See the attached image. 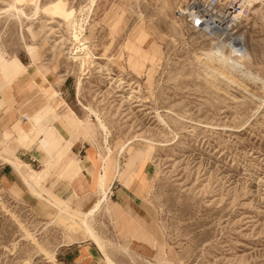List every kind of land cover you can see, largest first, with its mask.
Here are the masks:
<instances>
[{
    "label": "rangeland",
    "instance_id": "1",
    "mask_svg": "<svg viewBox=\"0 0 264 264\" xmlns=\"http://www.w3.org/2000/svg\"><path fill=\"white\" fill-rule=\"evenodd\" d=\"M12 2L0 0L4 75L31 60L66 82L71 119L100 165L111 149L107 177L140 179L150 225L110 200L91 220L114 261L264 264V0H96L92 9L91 0H41L36 16L35 0L21 5L26 15L5 11ZM204 11L224 17L230 33L204 28ZM81 26L85 64L73 44ZM14 131L27 137L21 124ZM11 135L0 156L10 158ZM2 174L0 264H64L62 245H94L80 221Z\"/></svg>",
    "mask_w": 264,
    "mask_h": 264
},
{
    "label": "crops",
    "instance_id": "2",
    "mask_svg": "<svg viewBox=\"0 0 264 264\" xmlns=\"http://www.w3.org/2000/svg\"><path fill=\"white\" fill-rule=\"evenodd\" d=\"M22 62L27 69L20 70L10 81L0 69V139L5 131L12 132L7 140L10 144L4 152L12 160L22 161L24 173L30 170L41 176L35 185L53 196L54 201L62 200L77 211H86L99 198L97 180L101 165L92 149V139L71 119L64 98L66 82L57 83L50 72H44L31 60ZM51 85L58 92L55 96ZM17 124L27 131V137L22 141L14 131ZM0 174L7 179L11 176L20 178L21 184L27 188L12 163H1ZM143 174L146 178L145 170ZM105 187L108 201L122 208L127 216L150 225L151 215L141 207L146 204L136 195L140 189L139 178L135 177L125 185L119 179L106 176ZM27 191L34 197L28 188ZM83 242L71 240L62 245L64 264H94L98 261L102 255L98 247Z\"/></svg>",
    "mask_w": 264,
    "mask_h": 264
},
{
    "label": "bare ground",
    "instance_id": "3",
    "mask_svg": "<svg viewBox=\"0 0 264 264\" xmlns=\"http://www.w3.org/2000/svg\"><path fill=\"white\" fill-rule=\"evenodd\" d=\"M25 2H26V0H13V2L10 3L8 5V7H6L5 11H15L18 14L21 13V14L26 15L23 8L21 7V5H23ZM40 2H41V0H35V12L33 14L34 16H36V14H37ZM95 3H96V0H91V5H90L91 9L95 6ZM193 5L195 8H197V11H194L195 13L198 14V12L200 10L203 11V8L200 7L199 5H197V4H193ZM194 12H192V13H194ZM202 14H203L202 17L208 16V17L201 18L200 15H197V17H198L197 19L201 20V24L203 25L204 28L208 29L209 31H213L216 34H223V33L227 34V32H229V27L231 25L229 26V24H228V25L221 26L222 24H224V21H225L224 17H223V19H220L219 17H217L216 15H214L212 13L209 14V11H204ZM239 14H241V13H233L231 15L232 20L237 18V16ZM239 17H240V15H239ZM82 30H83V28L81 26V29L79 31L78 30L75 31V33L73 35V44H78V46H76L77 52L82 53L84 55L83 63L85 64L86 60L90 57L91 52H90L88 46L82 40V37H83ZM80 56H82V55H80ZM229 77L231 78V76H229ZM79 87H80V83H78V87H77L78 92L80 91ZM85 108L88 109L90 112H94V110L88 108L87 106ZM96 115L98 116V114H96ZM100 119L101 118H99V116H98L99 124L102 127V129L104 128V130H105V128H106V126H104L105 123L103 124V122H102L103 120L101 121ZM86 131H87V133L90 132L88 129ZM104 133H105V131H104ZM107 149H108V153H106L103 156V164L101 165V171H100V174H99L98 180H97V186L99 189V198L96 202L94 201L95 203L88 210H86L83 213V215H81V216H79L77 213H73V212L68 211L66 208L61 206L59 203L52 201L46 195L40 193L39 190L36 189V186H34V185L36 183H38L39 179H41V176H39V175L36 176L37 173L35 171L27 170V172L24 173L23 172L24 164L22 162L12 160L10 158H6L3 156H0V159L4 160L5 162L12 163L14 166V169L17 171V173H19L21 175L24 184H26V186L30 189L31 193L34 196L38 197V199L40 198V199L46 201L47 203L53 205V207H55L57 209L56 215L64 213V214H67V215L71 216L72 218L80 221V223L83 225V228L86 231V234L88 235L90 240H92V242L98 247V249L102 253L104 264H118L108 254L106 247L104 245V242H102L101 238L96 234L93 226L91 225V220L102 209V207L106 204V201H107L108 189L105 187V181H106V176H107V160L109 159V157L111 155V149L109 147H107ZM94 155H92V156L95 157ZM116 174L117 175L120 174V171H118L117 169H116ZM35 177H38V178H35ZM32 179L35 181L34 183L31 181ZM110 186H112V185H110ZM141 264H174V263L168 262L167 260L166 261H150V260H147L145 263H141Z\"/></svg>",
    "mask_w": 264,
    "mask_h": 264
}]
</instances>
